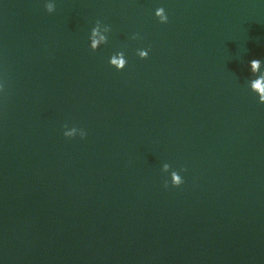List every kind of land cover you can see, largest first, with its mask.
Instances as JSON below:
<instances>
[{
    "label": "water",
    "instance_id": "obj_1",
    "mask_svg": "<svg viewBox=\"0 0 264 264\" xmlns=\"http://www.w3.org/2000/svg\"><path fill=\"white\" fill-rule=\"evenodd\" d=\"M252 59L264 0H0V264H264Z\"/></svg>",
    "mask_w": 264,
    "mask_h": 264
},
{
    "label": "clouds",
    "instance_id": "obj_2",
    "mask_svg": "<svg viewBox=\"0 0 264 264\" xmlns=\"http://www.w3.org/2000/svg\"><path fill=\"white\" fill-rule=\"evenodd\" d=\"M54 5L52 3L45 4V8L48 12H52L54 10ZM155 16L159 18L161 23H165L168 20L167 15L162 7H158L155 9ZM101 29L106 33L109 31L107 26L101 28L100 22L97 21L95 26L91 28L89 35V47L92 50H96L98 46L102 43H105L107 37L104 34H101ZM135 38V37H134ZM138 56L141 58H145L148 55L147 50L140 49L138 50ZM108 63L114 66L117 70L123 69L126 64V59L124 57L123 52H116L112 56L109 57ZM250 72L255 76V78L249 80V86L252 91H254L258 95V100L260 103H264V70L261 68V60L260 59H252L249 62ZM259 73V75H255ZM77 129L75 127L67 129L64 131V136L72 137L77 133ZM83 130H80L81 137L84 136ZM169 164L165 163L162 167V170L168 172ZM170 180L173 186H179L183 181L181 176L176 171L170 172ZM164 186H168V181H164Z\"/></svg>",
    "mask_w": 264,
    "mask_h": 264
}]
</instances>
